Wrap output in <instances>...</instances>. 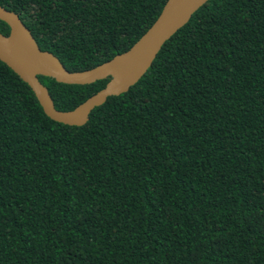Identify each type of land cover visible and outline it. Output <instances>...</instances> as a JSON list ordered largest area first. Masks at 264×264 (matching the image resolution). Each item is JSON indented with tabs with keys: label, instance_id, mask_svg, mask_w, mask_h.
Instances as JSON below:
<instances>
[{
	"label": "trees",
	"instance_id": "trees-1",
	"mask_svg": "<svg viewBox=\"0 0 264 264\" xmlns=\"http://www.w3.org/2000/svg\"><path fill=\"white\" fill-rule=\"evenodd\" d=\"M166 2L0 5L80 71L129 50ZM39 78L59 110L111 79ZM0 264H264V0H209L82 126L0 60Z\"/></svg>",
	"mask_w": 264,
	"mask_h": 264
},
{
	"label": "water",
	"instance_id": "water-1",
	"mask_svg": "<svg viewBox=\"0 0 264 264\" xmlns=\"http://www.w3.org/2000/svg\"><path fill=\"white\" fill-rule=\"evenodd\" d=\"M209 0H167L159 17L127 51L91 69L71 71L54 53L39 46L31 29L20 15L0 5V19L10 26L8 35L0 32V60L27 82L44 112L53 120L68 125H85L92 111L109 97L127 92L153 65L164 44L171 39ZM67 84H91L111 77L106 87L72 110L56 108L49 88L39 76Z\"/></svg>",
	"mask_w": 264,
	"mask_h": 264
}]
</instances>
